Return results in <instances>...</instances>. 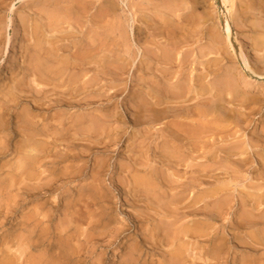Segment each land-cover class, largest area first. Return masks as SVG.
<instances>
[{
	"label": "rangeland",
	"instance_id": "374dc122",
	"mask_svg": "<svg viewBox=\"0 0 264 264\" xmlns=\"http://www.w3.org/2000/svg\"><path fill=\"white\" fill-rule=\"evenodd\" d=\"M4 1L0 0V92L12 88L15 77H23L22 69L26 67L24 62L28 60L25 47L33 42V27L47 26L49 20L46 11H49V4L54 0ZM62 7L69 9L73 16V20H68L70 22H66L62 28L67 43L66 50L62 51L63 57L73 61L79 55L80 58L77 57L86 62L85 67L89 70L70 88L91 77L95 80L84 90L78 93L73 91L72 95V90L67 91L68 79L75 70L67 73L65 85L57 82L55 90L54 84L48 86L44 82L40 83L39 88L42 89L44 84L50 98L62 95L71 98L76 95L75 99H80L82 106L76 109L59 107L52 101L46 121L48 132L39 134L35 127L18 124L20 118L28 120L36 113L31 107L36 98L37 103L41 101L48 104L49 101V97L41 100L38 97L40 94L31 90L29 85L34 87L32 83L40 79L28 74L25 90L29 94L25 91V96L24 92H20L23 99L29 100L28 104L23 102L20 107L17 106L10 121L0 120V126L7 129L5 132L0 129V146L8 143L10 148L0 157V221H4V224H0V264H5L7 260L14 261L12 264H20V261L21 264H242L241 259L246 254H251V260L263 263L264 224L252 227L245 221L264 209V204L259 209L252 208L253 203L264 201V197L256 198L257 201L252 203L249 201L251 198L246 202L244 200L246 193L256 192L264 196V169L254 159L252 164L234 173L236 168L232 161L246 154L241 157V151L235 150L228 154L224 151L229 152L232 143L248 139L250 135L257 136L264 129V101L261 103L256 99L264 96V82L242 72L226 38V20L229 18L234 36L245 56L252 65L264 72V49L260 50L255 45L259 35H264V0H234V7L222 0H63ZM164 18L167 23L163 22ZM164 35L167 40L163 39ZM215 36H219L218 49L213 44ZM93 38L94 59L87 54L86 47L88 40L92 42ZM173 42L178 46L179 60L163 62L157 59L155 54L160 51L159 46ZM139 47L143 53L139 52ZM197 73L204 75L205 81L212 82L213 93L217 95L215 92L218 90L222 98L220 102L225 105L222 106L223 114L210 116V119L218 118V133L195 137L186 132L192 129L186 123L191 125L196 122L195 116L193 118L190 115L174 120L165 114L154 126L146 124L145 118L139 119L137 125L132 123L142 113L137 110V103L145 102L144 93L151 91L152 83L158 87L159 81L163 83L159 84L161 89L155 90V95L164 98L162 106L203 105L204 102H200L202 96L198 98L196 93L189 91L191 79ZM186 79L189 80L185 82ZM168 80L174 83L173 87L169 86ZM35 88L38 89L37 83ZM108 92L115 93L110 100H107ZM182 92L186 95L180 97L182 102L180 98H173L175 102L166 101L167 96ZM204 98L209 100L211 96L204 94ZM244 98H254L251 102L255 103L251 108L246 109ZM253 110L255 113L252 114ZM246 111L252 115V123L247 128L235 116L240 114V117ZM18 113L21 114L19 119ZM60 114L63 120H60ZM76 118L81 121L74 125L72 121ZM38 124L40 128L43 127L42 121ZM28 137L32 139L30 145L35 141L40 146L42 141L47 142V165L39 158L38 162L34 161L29 172L22 176L24 179H16L13 174L17 173L15 168L18 167L16 163L19 162V155L14 152L13 146L28 141ZM262 146L257 147L260 154H264ZM64 152L68 155L64 156ZM34 154L36 152H31V155ZM172 155L173 158L170 157ZM41 171L46 172L42 174ZM186 179L196 181L184 186L187 192L184 193L185 199L182 201L180 195L173 198L182 189L178 185L186 182ZM213 188L227 190L222 191L224 196L219 202H215L216 197L204 196ZM45 201L48 205L46 211L42 212L41 205ZM191 201L194 205L192 209L185 206ZM17 203H21L17 212L4 220L2 216L10 212L9 206H16ZM199 206H206L207 210L187 214V211ZM216 209L219 210V220H206L203 213H211ZM252 211L253 214H250ZM28 213L35 216L31 248L25 243L27 232L23 225ZM214 222H217L216 226ZM240 222H244V226L239 230L232 225ZM221 223H225L227 228L220 231L218 228ZM229 232L237 234L244 242H252L254 247H251L257 251L250 252L251 249L241 247L239 240L236 242L240 248L234 247L235 240L227 239V236L230 237ZM212 234L214 240L226 237L225 241L223 238V241L219 239L216 242L224 244V252H205L203 247L208 245L207 240ZM5 237L9 242L3 245ZM225 258L230 262L224 263Z\"/></svg>",
	"mask_w": 264,
	"mask_h": 264
},
{
	"label": "bare ground",
	"instance_id": "6f19581e",
	"mask_svg": "<svg viewBox=\"0 0 264 264\" xmlns=\"http://www.w3.org/2000/svg\"><path fill=\"white\" fill-rule=\"evenodd\" d=\"M2 1H4V0H2ZM73 1V0H72ZM225 4H228V3H231V5H232V7H234V0H222ZM5 2V1H4ZM62 2H63V0H54L53 2H52V4H49L50 6H49V11H46L47 12V17H48V20L49 21H47L48 23H47V26H45L44 28H43V26H42V28L39 26V27H37V25L35 26V27H33L32 29H33V31H32V35H33V42L31 43V44H28L26 47H25V51L27 52V58L26 59H28V60H26L25 62H24V64H26V67H24L23 69H22V75H23V77H21L20 76V78H17V77H15L14 79H13V82H14V86L12 87V88H10L9 90H7V92H5V91H1L0 92V94L2 95V98H0V120H4V121H10L9 120V118H11V115H12V113H14V110L17 108V106H19L20 104H22L23 102H25V103H27L28 104V101H26L25 99H23L22 98V92H24V94H25V96H26V93L27 94H29L28 93V91H26L25 89H27L25 86H27V85H25L26 84V82H25V79H26V76L28 75V74H31L32 76H33V74H34V77L36 78V76H38V79H40V81L39 82H37V80H36V83H37V86H38V89H36L35 88V86H36V83L34 84V83H32L33 84V86L34 87H32L31 85H29V84H31L30 82L28 83L27 82V84L30 86V88H32L31 90L35 93L36 92V94L38 93V94H40L38 97L41 99V100H45L47 97H49L50 95H49V93L45 90V88H46V86H45V88H44V84H46V85H48L49 86V84H54V90H55V88H56V86L58 85L57 84V82H61V83H63L62 85H65V82L67 83V79H65V76L66 75H68L67 73L68 72H70V71H73V70H75V72H73V76L71 75L70 76V78L68 79V89H67V91H70V90H72L70 93H71V95H72V93H73V91L75 92V93H78L80 90H84L85 88H86V86H88L89 85V83L90 82H92L93 80H95V78H93V77H91V78H89L87 81H83V83H80V84H77V85H75L74 86V88H70V86H71V84H73V82H77L79 79L81 80V78H82V76H84L85 74H86V72H89V70H88V67H85V65H86V62L85 61H83V60H79V55H76L75 56V58H74V60L73 61H68L66 58H64L63 57V52H64V49L66 50V44L67 43H65L66 42V35H65V32L62 30V28H63V25L66 23V22H70V21H68V20H71L72 19V15H71V11L69 10V9H67L66 8V10L62 7ZM64 2H66V1H64ZM67 3H69V2H67ZM10 4V3H9ZM72 4H73V2H72ZM8 5V4H7ZM11 5H13V2H12V4ZM35 5V4H34ZM64 5V4H63ZM85 5V4H84ZM2 6V5H1ZM9 6V5H8ZM42 6V5H41ZM81 6V5H80ZM78 7V6H77ZM10 8V7H9ZM38 8V7H37ZM43 8V7H42ZM39 9H41V8H39ZM33 10V9H32ZM43 10V9H42ZM73 10V9H72ZM83 10V9H82ZM86 10H87V8H86ZM160 10V9H159ZM262 10H264L263 8H262ZM33 11H35V10H33ZM38 11H40V10H38ZM81 11V10H80ZM83 12V11H82ZM82 12H81V14H82ZM161 12V11H160ZM162 12H163V10H162ZM264 12V11H263ZM35 13H38L37 11L35 12ZM166 13V12H165ZM40 14V13H39ZM42 14V13H41ZM42 15H44V14H42ZM167 15V14H166ZM35 16H36V14H35ZM38 16V15H37ZM39 17V16H38ZM42 17H44V16H42ZM163 17V16H162ZM29 18V17H28ZM76 18V17H75ZM261 18H263V17H261ZM26 19V18H25ZM43 19V18H42ZM163 19V18H162ZM47 20V19H46ZM73 20V19H72ZM94 20H96V19H94ZM11 21V20H10ZM36 21V20H35ZM29 22H30V20H29ZM164 23H167V19L166 18H164V21H163ZM30 24V23H29ZM79 24V23H78ZM131 24V22L129 23V25ZM133 24V23H132ZM28 25V24H27ZM76 25V24H75ZM89 25V24H88ZM264 26V25H263ZM73 27V26H72ZM78 27V26H77ZM31 28V27H30ZM68 28H69V25H68ZM131 28H133V27H131ZM94 29V28H93ZM169 29V28H168ZM170 30V29H169ZM70 31V30H69ZM82 31V30H81ZM173 31V30H172ZM31 32V31H30ZM90 32V31H89ZM49 33V34H48ZM50 33H52L51 35H50ZM55 33V34H54ZM70 33V32H69ZM69 33H67V34H69ZM48 34V35H47ZM74 34V33H73ZM262 34V33H261ZM50 35V36H49ZM129 35V34H128ZM90 36V35H89ZM260 36V38H257V42H255V45L257 46V47H259L260 48V50H263L264 49V35H259ZM70 37V36H69ZM129 37V36H128ZM218 38H219V36H217ZM216 36L214 37L215 38V41H213V44H214V47L216 48V49H218V47H220V46H217V44H220V42H219V40H218V38H217ZM30 38H31V36H30ZM139 38V37H138ZM226 38L228 39V41H229V43H230V45H231V47H232V49H233V54H234V56H235V58H236V60L238 61V63H239V67L241 68V70H242V72H244L245 74H248L249 76H251V78H255L256 80L257 79H259L260 81H263L264 82V72H262L259 68H256L254 65H252L251 64V62L248 60V58L245 56V54H244V52H243V50H242V47L240 46V44H239V42H238V39L234 36V33H233V30H232V26H231V22H230V19L229 18H227V20H226ZM25 39V38H24ZM23 39V40H24ZM92 38L90 37V40H91ZM94 39V38H93ZM163 39H165V40H167V37L164 35L163 36ZM27 40V39H26ZM30 40V39H29ZM170 41V40H169ZM161 42H163V41H161ZM172 42V41H171ZM165 43H167V42H165ZM9 44V43H8ZM77 44V43H76ZM136 44V46L138 45V42L137 43H135ZM94 46H95V39L94 40H92V42H89V40H88V44H86V47H87V54L92 58V59H94V54H93V50H94ZM163 47H161V46H159V50L160 51H157V54H155V55H157V59H159L160 61H163V62H166V61H171V60H174V59H176L177 61L179 60L178 58H179V56L180 55H178L179 53H178V50H177V47L178 46H176V44H174V42L173 43H171L170 45H166V44H164V45H162ZM77 47H78V45H77ZM99 48V47H98ZM141 47H139L138 48V50H139V52H142L141 51V49H140ZM73 49V48H72ZM157 49V50H158ZM179 49V48H178ZM63 51V52H62ZM72 51V50H71ZM86 51V50H85ZM84 51V52H85ZM180 51V50H179ZM80 53V52H79ZM143 53V52H142ZM74 54V53H73ZM86 54V53H85ZM70 55V54H69ZM258 55V54H257ZM79 58H78V57ZM81 56V55H80ZM86 56V55H85ZM85 56H83L82 55V57H85ZM110 56V55H109ZM138 56V55H137ZM259 56V55H258ZM263 57H264V55H263ZM78 58V59H77ZM137 58V57H136ZM83 59V58H82ZM91 59V60H92ZM106 60V59H105ZM264 60V59H263ZM27 61H28V63H27ZM95 61V60H94ZM135 61V60H134ZM255 61V60H254ZM6 62V61H5ZM90 62V61H89ZM171 62H173V61H171ZM88 63V62H87ZM129 65H130V62H129ZM100 66V65H99ZM106 66V65H105ZM179 66V65H178ZM6 67V66H5ZM90 69V68H89ZM97 69V68H96ZM95 69V70H96ZM5 71V68L3 69V72ZM97 71V70H96ZM95 71V72H96ZM104 71V70H103ZM94 72V71H93ZM105 72V71H104ZM108 72V71H107ZM12 73V72H11ZM21 73V72H20ZM98 73V72H97ZM90 74V73H89ZM109 74V73H108ZM13 75V74H12ZM36 75V76H35ZM230 75H232V74H230ZM93 76V75H92ZM102 76V75H101ZM169 76V75H168ZM233 76H234V74H233ZM237 76V75H236ZM247 76V75H246ZM14 77V76H13ZM33 77V78H34ZM96 77V76H95ZM163 77V76H162ZM190 78L192 77V76H189ZM188 77V78H189ZM34 78V79H35ZM205 77H204V75H202L201 73H197L195 76H193L192 77V79H191V87L189 88V89H191V90H189L191 93L192 92H194V94L196 93V96L198 97H200V96H202V97H200V98H203L200 102L202 103V102H204V104L203 105H201V103H200V105L201 106H199L198 105V103L197 104H195L196 105V107H195V105H191V106H183V107H164V106H162V104H163V101H164V98L163 97H160L159 95H155V90H156V92L159 90L160 91V83H163V82H160L159 81V83L157 84V86L158 87H155L154 86V83H152L153 84V86L151 87V91L150 92H146V93H144V96H145V98H144V100H145V102H142L141 101V104H139V103H137L138 105H137V107H138V109L137 110H140V112L142 111V115L140 114V116H136L135 117V119L133 120V122L132 123H134V125H137V123H138V121H139V119H141V118H145L146 119V124H148V125H153L154 123H158L160 120H162L163 118H164V116H165V114L166 115H168V118H173L174 120L176 119V118H178V119H180L181 117H183V116H195V120H196V124L194 123V124H191V125H189V124H187L186 123V126L187 127H189V128H192V129H189V130H185L186 132H189V133H192L193 135H195V137H201L202 135H204V134H208V136H212L213 134L215 135L216 133H218L219 131V125L218 124H216L217 123V121H218V118H217V116L216 117H211V119H210V116H213L214 114H223L224 112L222 111V106L224 105L223 103L221 104V102H220V100L222 99L218 94V90L215 92V93H217V95H215L214 93H213V91H212V82L210 81H205V79H204ZM30 79H32V78H30ZM30 79H28V80H30ZM111 79V78H110ZM144 78H142V80H143ZM164 79V78H163ZM109 80V79H108ZM189 80V79H188ZM187 79L185 80V82L186 81H188ZM228 80H229V78H228ZM35 81V80H34ZM110 81V80H109ZM169 81V80H168ZM236 81V80H235ZM258 81V80H257ZM259 81V82H260ZM44 82V84L42 85L43 86V88L41 89V88H39L41 85H40V83H43ZM170 82V81H169ZM177 82V81H176ZM188 82V83H189ZM237 82V81H236ZM6 83V82H5ZM151 83V82H150ZM235 83V82H234ZM238 83V82H237ZM262 83V82H261ZM260 83V84H261ZM60 84V83H59ZM166 84H167V82H166ZM169 84V86L170 87H173V85H174V83H172V82H170V83H168ZM227 84H229V83H227ZM231 84V83H230ZM40 85V86H39ZM104 85V84H103ZM178 85V84H177ZM183 85V84H182ZM189 85V84H188ZM214 85V84H213ZM253 85V84H252ZM28 86V87H29ZM168 86V85H167ZM168 86V87H169ZM232 86V85H231ZM63 87V86H62ZM165 87V86H164ZM169 87V88H170ZM183 87V86H182ZM185 87H187V86H185ZM189 87V86H188ZM214 87H215V85H214ZM213 87V88H214ZM58 88V87H57ZM63 88H65V87H63ZM158 88V89H157ZM160 88V89H159ZM123 89V88H122ZM126 89V88H125ZM176 89V88H175ZM235 89V88H234ZM238 89V88H237ZM256 89V88H255ZM58 92H59V90L58 89H56ZM170 90V89H169ZM182 90H185V88L184 89H182ZM181 90V91H182ZM25 91H26V93H25ZM52 90H50L49 92H51ZM89 91V90H88ZM173 91H174V89H173ZM179 91V90H178ZM215 91V90H214ZM237 91V90H236ZM21 92V93H20ZM176 92H177V90H176ZM48 93V94H47ZM54 93V92H53ZM52 93V94H53ZM62 93H66L65 91H62ZM62 93L61 94H59V95H62ZM69 93V94H70ZM84 93V92H83ZM109 93V95H108V99L107 100H110L111 98H113L114 96V94H112L111 92H108ZM116 93H117V91H116ZM162 93H164V92H162ZM187 93V92H186ZM227 93V92H226ZM235 93V92H234ZM21 94V95H20ZM119 94V93H118ZM204 94H208V96L210 95L211 96V99H209V100H207V99H205L204 98ZM254 94V93H253ZM66 95V94H65ZM78 95V94H77ZM167 95V94H166ZM222 95V94H221ZM260 95V94H259ZM30 96V95H29ZM74 96V95H73ZM73 96H71V98H67V97H65V96H61V97H55V99L53 98H48L49 99V101H47L48 102V104H45V103H43V102H39V103H37V100L36 99H38V98H36L35 99V102L37 103L35 106L33 105L34 103H32V110H34V112H36L35 114H33V115H31L30 113V118H28V120L27 119H24V120H22L21 118H20V120H19V123L18 124H23V123H25L27 126H31L32 128H34L35 127V129L39 132V134H46V132H48L47 131V123H46V121L48 120V113L50 112V108H51V106H52V101L54 102V105H56V106H59V107H70V108H79V107H81L82 105H81V101H80V99H75V96H74V99H73ZM81 96V95H80ZM87 96V95H86ZM182 96H186L185 95V93H183L182 92V94H179V93H173V94H171V97H169V96H167V99H166V101H168V102H175V101H173V98H180V97H182ZM216 96H218L217 98H219V99H217L216 98ZM227 96H228V93H227ZM198 97V98H199ZM206 97V96H205ZM233 97V96H232ZM31 98V97H30ZM29 98V99H30ZM185 98V97H184ZM197 98V99H198ZM221 98V99H220ZM234 98V97H233ZM243 99V98H242ZM253 99L254 98H248V99H246V98H244V103H245V107H246V109L249 107V108H251V106H252V104L253 103H255V102H251V100L253 101ZM256 99H258L257 101H259V102H263L264 101V96H263V98L262 97H259L258 96V98H256ZM31 100V99H30ZM179 100H181V102H182V99L180 98ZM178 100V101H179ZM226 100V99H225ZM237 101V100H236ZM254 101H256V100H254ZM100 102V101H99ZM180 102V101H179ZM205 102H208L207 104L208 105H206L205 106ZM24 103V104H25ZM30 103V102H29ZM210 103V104H209ZM233 104H234V102H232ZM176 103H174V105H175ZM231 104V103H230ZM47 105V106H46ZM242 105V104H241ZM25 106V105H24ZM165 106H167V103H166V105ZM254 106V105H253ZM20 107V106H19ZM194 107H195V110H194ZM224 107H225V105H224ZM243 107V106H242ZM262 107V106H261ZM135 109V108H134ZM133 109V110H134ZM225 109V108H224ZM230 109V108H229ZM136 110V109H135ZM226 110V109H225ZM231 110V109H230ZM59 111V110H58ZM57 111V112H58ZM218 111H220V112H218ZM235 111V110H234ZM234 111H233V113H234ZM248 111H249V109H248ZM248 111H246L245 113H243V115L241 114V116L239 117V115L237 116L236 114H237V112H236V114H235V116L236 117H238V120L240 121V123L241 124H244V125H246V127L245 128H247V126H248V124L250 125V123H252V119H251V112H248ZM52 112V111H51ZM62 112V111H61ZM60 112V113H61ZM64 112V111H63ZM136 112H138V111H136ZM221 112H223V113H221ZM240 112V111H239ZM108 113V112H107ZM242 113V112H241ZM253 113H255V111L253 110V112H252V114ZM19 115L17 116L18 117V119H19V117H21V114L20 113H18ZM58 114V113H57ZM62 114V113H61ZM60 114V115H61ZM105 114V113H104ZM8 115V116H7ZM251 115V116H250ZM29 116V115H28ZM48 116V117H47ZM53 116V115H52ZM111 116V115H110ZM219 116V115H218ZM15 117V116H14ZM27 117V116H26ZM54 117V116H53ZM58 117V116H57ZM61 117H62V115H61ZM60 117V120L62 119L63 120V117L61 118ZM108 117V116H107ZM226 117H227V115H226ZM236 117H235V119H236ZM38 118V119H37ZM39 118H41V119H39ZM59 118V117H58ZM66 119H67V117H65ZM184 118V117H183ZM221 118H222V116H221ZM36 119V120H35ZM55 119V118H54ZM53 119V120H54ZM107 119V118H106ZM216 119H217V121H216ZM226 120H227V118H225ZM257 119V118H256ZM130 120V119H129ZM177 120V119H176ZM224 120V119H223ZM39 121H42V124H43V127H39V124H38V122ZM59 121V120H58ZM81 120L79 119V118H76V119H73V121H72V123H74V125H77L79 122H80ZM179 121V120H178ZM62 122V121H61ZM93 122V121H92ZM186 122V121H185ZM229 122V121H228ZM13 123V122H12ZM58 123V122H57ZM180 123V122H179ZM17 124V125H18ZM24 124V125H25ZM50 124V123H49ZM89 124V123H88ZM142 124V123H141ZM91 125V124H90ZM42 126V125H41ZM86 126V125H85ZM154 126V125H153ZM181 125L179 124V127H180ZM254 126V125H253ZM70 127V126H69ZM88 127V126H87ZM241 127V126H240ZM264 127V126H263ZM15 128V127H14ZM158 128V127H157ZM222 128V127H221ZM242 128H244L243 126H242ZM0 129H1V131H3V132H5V130H7L6 128H4V127H1L0 126ZM28 129V128H27ZM56 129V128H55ZM147 129V128H146ZM18 130V129H17ZM53 130V129H52ZM121 130V129H120ZM259 130V129H258ZM55 131V130H54ZM56 131H58V130H56ZM88 131V130H87ZM105 131V130H104ZM181 131V130H180ZM251 131V130H250ZM263 131V132H262ZM261 131V133L259 134V135H257V136H254V135H250V137H248V139H240V140H238V142L236 141V142H234V143H232V147L231 148H229V152H227V150H225L224 152H225V154H228V153H232V151H241L242 153L240 154V156L241 155H243V154H246V155H244V157L243 158H238V159H235L236 161H232V160H230L229 158H226V157H224L227 161L229 160V161H232V162H234V166H235V168H236V171L235 170H233V172L235 173V172H237V171H240V169L242 170V169H244L245 167H247L249 164H252V162H254V159L256 160H258L259 161V163H260V167H262L263 169H264V154H260L261 152H259L258 151V146L260 147V145L262 146V148L264 147V129ZM27 132V131H26ZM70 132V131H69ZM108 132H109V130H108ZM111 132V131H110ZM252 132V131H251ZM18 133H21V132H19L18 131ZM54 133V132H53ZM58 133V132H57ZM81 133V132H80ZM149 133V132H148ZM189 133H187V134H189ZM250 133V132H249ZM258 133V132H257ZM17 134V133H16ZM101 134V133H100ZM107 134H110V133H107ZM185 134V133H184ZM183 134V135H184ZM223 134V133H222ZM15 135V134H14ZM30 135V134H29ZM54 135V134H53ZM53 135H52V137H53ZM103 135V134H102ZM123 135V134H122ZM230 135L231 134H229L228 136L230 137ZM236 135V134H235ZM243 135V134H242ZM9 136H11V135H9ZM31 136V135H30ZM107 136V135H106ZM225 136V135H224ZM228 136H226V137H228ZM26 137V136H25ZM48 137H50V136H48ZM51 137V138H52ZM59 137V136H58ZM221 137V136H220ZM234 137V136H233ZM240 137V136H239ZM29 138V137H28ZM37 138V137H36ZM55 138V137H54ZM213 138V137H212ZM224 137H222V139H223ZM8 139V138H7ZM43 139H45V138H43ZM59 139V138H58ZM66 139H67V136H66ZM65 139V140H66ZM116 139V138H115ZM233 139V138H232ZM27 140V139H26ZM72 140V139H71ZM119 140V139H118ZM29 141H32V139H30L29 138V140L28 141H26V142H24V143H20V144H16L15 146H13L14 147V152H17L18 153V155H19V158H18V160H19V162L17 161V160H15V161H17L18 162V164L16 163V165H18V167L17 168H15L16 169V174H13V177L14 178H16V179H18V177H22L24 174H26V173H28L29 172V170H30V168L32 167V165L34 164V161H35V163L36 162H38L39 161V158L41 159L42 158V161L44 162V165H47L46 164V160H48V159H46V156L49 154V152H48V146H47V142L45 141V142H41L42 143V146H40L39 144H36V141H35V143H33V145H30V143H29ZM47 141H48V139H47ZM55 141V140H54ZM61 141H63V140H61ZM143 141V140H142ZM240 141V142H239ZM65 142V141H64ZM76 142H78V141H76ZM80 142V141H79ZM40 143V142H39ZM63 143V142H62ZM66 143H68L69 144V142H66ZM239 143V144H238ZM261 143V144H260ZM76 144V143H75ZM8 143H7V145H3V146H0V157L2 156V155H4L5 153H7L9 150H10V148L8 147ZM240 145V146H239ZM58 146H60V145H58ZM12 147V148H13ZM56 148V147H55ZM223 148V147H222ZM256 148H257V150H256ZM227 149V148H226ZM238 149V150H237ZM264 149V148H263ZM56 151V150H55ZM235 151V152H236ZM262 151V150H261ZM31 152H36V154H34V155H31ZM79 152V151H78ZM264 152V151H263ZM69 153H70V151H69ZM84 153V152H83ZM168 153H170V152H168ZM61 154V153H60ZM234 154V153H233ZM63 155L65 156V155H68V153L67 152H64L63 153ZM70 155H72V154H70ZM74 155V154H73ZM230 155V154H229ZM236 155H238V154H236ZM259 155H262V156H260L261 158H259L258 159V157H259ZM218 155H216V157H217ZM49 157V156H48ZM55 157V156H54ZM170 157H174L173 155L172 156H170ZM169 157V158H170ZM234 157V156H233ZM242 157V156H241ZM50 158V157H49ZM168 158V159H169ZM235 158V157H234ZM63 160V159H62ZM14 162V161H13ZM15 164V163H14ZM13 164V165H14ZM12 165V166H13ZM37 165V164H36ZM11 166V165H10ZM83 166V165H82ZM233 166V165H232ZM258 166V165H257ZM256 166V167H257ZM14 168V167H13ZM42 168V167H41ZM47 168V167H46ZM221 168H223V167H221ZM227 168V167H226ZM237 168H239V170L237 169ZM258 168V167H257ZM227 169H229V168H227ZM254 169V168H253ZM42 170V169H41ZM246 170V169H245ZM15 171V170H14ZM248 171V170H247ZM259 171V170H258ZM263 171V170H262ZM261 171V172H262ZM42 172H46V171H41V173ZM72 172V171H71ZM258 173V172H257ZM263 173V172H262ZM43 174V173H42ZM156 174H157V172H156ZM28 175V174H27ZM260 175V174H259ZM40 176V175H39ZM92 176V175H91ZM261 176V175H260ZM263 176V175H262ZM258 178H259V176H257ZM14 178H11V180L13 179V181L15 180ZM23 178V177H22ZM37 178V177H36ZM40 178H41V176H40ZM39 178V179H40ZM24 179V178H23ZM44 179H46L45 177H44ZM7 180V179H6ZM37 180V179H36ZM187 181L186 182H181V183H184V185L183 184H179L178 186H180V188H182V189H180L179 190V193L178 194H175V196H173V198H175L177 195H180L181 196V200L183 201L184 199H185V196H184V193L186 192L185 191V185L187 186L189 183L190 184H193L196 180H189V179H186ZM256 180H258V179H256ZM16 182H17V180H15ZM39 181V180H38ZM44 181V180H43ZM10 182H12V181H10ZM9 182V183H10ZM16 182H12V183H16ZM189 182V183H188ZM12 183H10L11 185H12ZM24 183V182H23ZM20 184V183H19ZM10 185V186H11ZM21 185L23 186V184H22V182H21ZM96 185V184H95ZM36 186V185H35ZM44 186H46V184L44 185ZM91 186V185H90ZM94 186V185H93ZM21 187V186H20ZM26 187V186H25ZM30 187V186H29ZM10 188V187H9ZM179 188V187H178ZM177 188V189H178ZM262 188V187H261ZM46 189H48V187L46 188ZM260 189V188H259ZM20 190V189H19ZM51 190V189H50ZM224 190V192L226 191L227 192V190L226 189H218V188H213V189H211L209 192H207L206 194H204V196H205V198L207 197V196H210V197H212V198H214V197H216L214 200H215V202H219L220 201V199L221 198H223V196L224 195H222V194H224V193H222V191ZM188 191V190H187ZM21 192V191H20ZM19 193V192H18ZM51 193V192H50ZM187 193V192H186ZM256 193V192H255ZM255 193H246V197H245V202L246 201H248V199L249 198H251L249 201L252 203V202H255V201H257V200H255L256 198H262V197H264L263 195H260L259 196V194L257 195V194H255ZM26 194V193H25ZM36 194V193H35ZM198 194V193H197ZM196 194V195H197ZM23 195V194H22ZM33 195V194H32ZM220 195V196H219ZM228 195H229V193H228ZM232 195H233V193H232ZM235 195V194H234ZM25 196V195H24ZM27 196V195H26ZM172 196V195H171ZM200 196H201V194H200ZM157 197V196H156ZM202 197V196H201ZM14 198H16V197H14ZM196 198V197H195ZM204 198V197H203ZM209 198V197H208ZM180 199V198H179ZM234 199H236V197L234 198ZM238 199V198H237ZM228 200V199H227ZM255 200V201H254ZM14 201H15V199H14ZM23 201H25V200H23ZM202 201V200H201ZM204 201V200H203ZM229 201V200H228ZM196 202V201H195ZM200 202V201H199ZM249 202V203H250ZM258 202V203H257ZM256 203H253L252 204V208L253 209H259V207H262V205L264 204V201H257ZM14 203V202H13ZM176 202H174V204H175ZM21 203H17L16 204V206H9V208H8V210L10 211V212H6V213H4V215L2 216L3 218H4V220L6 219H8V217H9V215L10 214H14V213H16L17 212V210H18V207H19V205H20ZM187 204V203H186ZM194 204H197V203H194ZM232 204V203H231ZM35 205H36V203H35ZM39 205V204H38ZM47 205H48V203H47V201H45V202H43V204L41 205L42 206V212H45L46 211V207H47ZM193 205V203H192V201L190 202V203H188V205H185V206H187V207H190L191 208V206ZM34 206V205H33ZM37 206V205H36ZM86 206V205H85ZM194 206V205H193ZM192 206V207H193ZM178 207V206H177ZM186 207V208H187ZM233 207V206H232ZM184 208V207H183ZM194 208V207H193ZM225 208H227V207H225ZM224 208V209H225ZM192 209V208H191ZM26 210V209H25ZM205 210H207V207L205 206V207H201V206H199L198 208L196 207V209H194V210H189V211H187V214H192V213H194V212H198V211H205ZM91 211V210H90ZM223 211V210H222ZM251 211V210H250ZM30 212V211H29ZM35 212V211H34ZM75 212V211H74ZM91 213V212H90ZM263 213H264V209L262 210V211H260V213L259 214H256V215H253V218H249L247 221H245V222H247L248 223V225H250V226H256V225H260V224H264V215H263ZM48 214V213H47ZM75 214H76V212H75ZM88 214V213H87ZM250 214H253V211L250 213ZM203 215L205 216V218H206V220H208V221H218L219 219V216H220V214H219V210H215V211H211V213H203ZM228 217V216H227ZM34 218H35V216L32 214V213H28L27 214V216H26V220H25V223L23 224L24 225V231H26L27 232V236H26V245L28 246V247H30L31 248V246H32V244H33V238H32V234H33V227H32V225H33V222H34ZM41 218V217H40ZM46 217H44V219H45ZM244 218V217H243ZM1 219V218H0ZM245 219V218H244ZM99 220V219H98ZM40 221V220H39ZM92 221V220H91ZM88 222H90V221H88ZM225 222V221H224ZM39 223V222H38ZM217 223V222H216ZM215 222L213 223L214 225L216 224ZM246 223V224H247ZM0 224H4V221H0ZM73 224V223H72ZM175 224V223H174ZM211 225V227L212 228H214V225ZM90 225V224H89ZM197 225V224H196ZM233 226H234V228H236V229H238L239 230V228L240 227H242V226H244V222H240V223H233L232 224ZM216 226V225H215ZM194 227V226H193ZM200 228V227H199ZM227 228V225L225 224V223H221L220 224V226H219V228H218V230H220L221 231V229H226ZM216 229V231H217V228H215ZM257 229V228H256ZM259 230V229H258ZM212 231V230H211ZM232 231H235V229H233L232 228ZM244 231V230H243ZM182 232V231H181ZM180 232V233H181ZM188 232V231H187ZM225 232V231H224ZM223 232V233H224ZM247 232V231H246ZM81 233V232H80ZM183 233V232H182ZM236 233V232H235ZM261 233V232H260ZM167 234V233H166ZM201 234V233H200ZM246 234V233H245ZM169 235V234H168ZM174 235V234H173ZM209 235V234H208ZM214 234H212L211 236H210V238H209V240H207L209 243H207L208 245L207 246H204L203 247V249L205 250V252L207 253V254H211V253H213V254H220V252H224V248H226L225 246H224V244L222 245V244H217L216 242L217 241H219V239H221L222 241H223V238H224V241H225V239H226V237L225 236H222V237H217L216 238V240H214V236H213ZM228 235H230V237H232V239L229 237V236H227L228 238V240L229 241H233V240H235V243H234V247H236V248H238L239 246H240V244L242 245L241 247H245L246 249H251V251L250 252H256L257 250L255 249V248H252V247H254L253 246V244H252V242H248V241H242V239L236 234H233L232 232H229L228 233ZM248 235V234H247ZM260 235V234H259ZM80 236H82V234L80 235ZM178 236V235H177ZM177 236H175V237H177ZM181 236V235H180ZM184 236H186V235H184ZM245 236V235H244ZM6 238V237H5ZM197 238H199V237H197ZM248 238H250V237H248ZM14 239V238H13ZM263 239H264V237H263ZM237 240H239L238 242L240 243H237L236 241ZM68 241V240H67ZM170 241H172V240H170ZM252 241H254V239L252 238ZM3 242V241H2ZM7 242H9V240H7V238L4 240V243H3V245L5 244V243H7ZM63 242V241H62ZM173 242V241H172ZM234 242V241H233ZM66 243V242H65ZM229 243V242H228ZM257 243H259V242H257ZM13 246V245H12ZM11 246V247H12ZM22 246V245H21ZM20 246V247H21ZM147 246V245H146ZM252 246V247H251ZM256 246H258V245H256ZM255 246V247H256ZM261 246V245H260ZM240 248V247H239ZM263 248V247H262ZM23 248H21L20 250H22ZM75 249V248H74ZM73 250V249H72ZM228 250H229V246H228ZM233 250V249H232ZM17 251V250H16ZM23 251V250H22ZM231 251V250H230ZM21 252V251H20ZM75 252V251H74ZM22 253V252H21ZM230 254V253H229ZM79 255V254H78ZM228 255V254H227ZM247 256L246 257H243L242 259H241V263L242 264H257L258 263V261L257 260H251L250 259V256H251V254H246ZM236 258V257H235ZM177 259V258H176ZM261 259L263 260V263H261V264H264V259L261 257ZM251 260V261H250ZM9 260H7V262H5V264H12V263H14V261L13 262H11V261H9ZM228 262H230V260L228 259V258H225V260H224V263H228ZM249 262V263H248ZM260 262V261H259ZM17 264V263H16ZM20 264H21V261H20ZM210 264H212V263H210ZM216 264H219V263H216ZM258 264H260V263H258Z\"/></svg>",
	"mask_w": 264,
	"mask_h": 264
}]
</instances>
